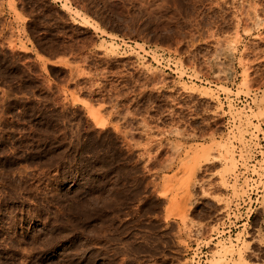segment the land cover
I'll return each instance as SVG.
<instances>
[{"label": "rangeland", "instance_id": "1", "mask_svg": "<svg viewBox=\"0 0 264 264\" xmlns=\"http://www.w3.org/2000/svg\"><path fill=\"white\" fill-rule=\"evenodd\" d=\"M195 243L264 264V0H0V264Z\"/></svg>", "mask_w": 264, "mask_h": 264}, {"label": "built area", "instance_id": "2", "mask_svg": "<svg viewBox=\"0 0 264 264\" xmlns=\"http://www.w3.org/2000/svg\"><path fill=\"white\" fill-rule=\"evenodd\" d=\"M253 94H249L248 96H245V95H242V97H240V100L239 101H242L243 105L244 106H252L253 105ZM253 157L251 158V160L249 161L251 164H249L250 166H257L259 165L257 163L258 159L254 160V157H258L259 156V153H254L253 152ZM241 152L239 150L236 151L235 153V156H236V160H237V165H238V169L240 170H243V166H242V160H243V155L241 156ZM239 172V171H238ZM243 173H245V171H242ZM250 175L251 177H255V179H257V176L255 173H251L250 172ZM255 189L251 190L249 195L250 197L253 196L254 199H257L258 196H259V193L262 192V186L259 185L257 187V189L254 191ZM258 194V195H257ZM256 196V197H255ZM246 200V202L244 203L247 204L248 201L247 199H244ZM252 204V203H251ZM243 205V206H244ZM234 210V209H233ZM235 211V210H234ZM234 211L232 213H234ZM241 214V220L243 221L241 224H243L245 221H248L249 220V217L251 215V212H248V207L246 208H243V210L240 211ZM232 216L231 215V219H232ZM245 220V221H244ZM232 229V227H229V229L227 231H230ZM208 256H209V253H208V250H207V246H204V245H200L199 243H195L194 244V247H193V251L191 253V260L189 262V264H209L207 261H208Z\"/></svg>", "mask_w": 264, "mask_h": 264}]
</instances>
